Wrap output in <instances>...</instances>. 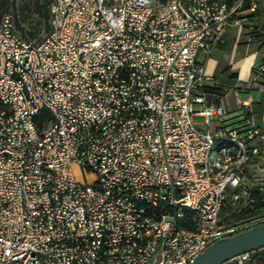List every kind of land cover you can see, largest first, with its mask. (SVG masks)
Masks as SVG:
<instances>
[{
	"label": "built area",
	"instance_id": "2783aa9c",
	"mask_svg": "<svg viewBox=\"0 0 264 264\" xmlns=\"http://www.w3.org/2000/svg\"><path fill=\"white\" fill-rule=\"evenodd\" d=\"M242 1L52 0L39 42L0 17V264H190L264 224L221 216L264 204V131L198 57Z\"/></svg>",
	"mask_w": 264,
	"mask_h": 264
},
{
	"label": "crops",
	"instance_id": "0c3cea01",
	"mask_svg": "<svg viewBox=\"0 0 264 264\" xmlns=\"http://www.w3.org/2000/svg\"><path fill=\"white\" fill-rule=\"evenodd\" d=\"M244 24L242 20L241 28L227 27L222 44L199 54L207 77L202 85L222 92L229 124L241 126L244 117L239 114L247 113L264 131V79L252 82V69L264 60V43H252ZM259 256L264 259V249Z\"/></svg>",
	"mask_w": 264,
	"mask_h": 264
},
{
	"label": "trees",
	"instance_id": "16d2710c",
	"mask_svg": "<svg viewBox=\"0 0 264 264\" xmlns=\"http://www.w3.org/2000/svg\"><path fill=\"white\" fill-rule=\"evenodd\" d=\"M52 0H44L43 4H39L38 1L33 2L34 14L37 17H40L45 21V30L48 31V20H49V4ZM237 0H226L229 5H232ZM9 0H0V8L7 7ZM255 4L256 8L254 11H250V5ZM6 11L0 12V17L6 14ZM236 18H241L245 21V27L249 30L246 34L252 43H264V0H243L241 8L237 13H235ZM13 25L15 24L18 29H20L19 22L17 20H12ZM30 38H34L35 34L28 33ZM264 62V60H262ZM253 71V70H252ZM260 79H264V76H261ZM207 90H211L223 96L222 92L216 88L205 87ZM261 213H264V204H259L255 207H249L246 209H237L233 211L230 208H224L222 210L221 216L226 220L228 224L245 220L247 218L255 217ZM259 251H255V256L261 260L259 256Z\"/></svg>",
	"mask_w": 264,
	"mask_h": 264
},
{
	"label": "water",
	"instance_id": "95a60500",
	"mask_svg": "<svg viewBox=\"0 0 264 264\" xmlns=\"http://www.w3.org/2000/svg\"><path fill=\"white\" fill-rule=\"evenodd\" d=\"M260 249H264V224L216 240L190 264H222L240 254Z\"/></svg>",
	"mask_w": 264,
	"mask_h": 264
},
{
	"label": "rangeland",
	"instance_id": "374dc122",
	"mask_svg": "<svg viewBox=\"0 0 264 264\" xmlns=\"http://www.w3.org/2000/svg\"><path fill=\"white\" fill-rule=\"evenodd\" d=\"M38 1L39 4H43L44 0H9L7 7L0 8V12L6 11L11 15L12 20H17L20 25V29L14 24L15 31L21 40L26 42H39L43 39L47 31L45 30V21L34 14L33 2ZM35 34L34 38H30L28 33ZM200 108L195 107V111ZM193 122L197 124V128L204 130L202 126L203 117L194 115ZM92 177L88 175L87 180Z\"/></svg>",
	"mask_w": 264,
	"mask_h": 264
}]
</instances>
